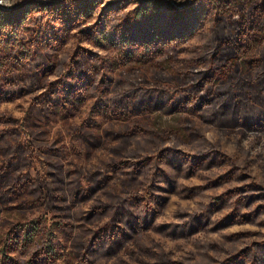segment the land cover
I'll return each instance as SVG.
<instances>
[{
  "label": "rangeland",
  "instance_id": "rangeland-1",
  "mask_svg": "<svg viewBox=\"0 0 264 264\" xmlns=\"http://www.w3.org/2000/svg\"><path fill=\"white\" fill-rule=\"evenodd\" d=\"M215 1L9 0L0 3V21L11 10L44 14L37 34L49 54L46 75H64L71 57L86 50L98 53L107 71L106 93L129 89L159 103L160 95L187 90L192 70L201 69L194 58L208 54ZM192 4L197 10L184 20L171 17ZM10 30L0 35V53L9 50ZM167 40L179 43L180 53L146 62ZM24 56L2 58L1 73L13 74V61ZM18 71L19 82L32 72ZM220 79L208 95L228 89ZM202 93L179 111L150 105L126 120L98 111L95 99L71 107L65 118L39 111L29 97L0 96V264L26 262L39 229L46 246L56 241L63 248L57 264L78 262L93 245V264H259L264 127L234 112L212 121L211 101L196 106ZM125 213L142 227L123 226ZM18 232L23 241L33 234L21 253Z\"/></svg>",
  "mask_w": 264,
  "mask_h": 264
},
{
  "label": "trees",
  "instance_id": "trees-1",
  "mask_svg": "<svg viewBox=\"0 0 264 264\" xmlns=\"http://www.w3.org/2000/svg\"><path fill=\"white\" fill-rule=\"evenodd\" d=\"M208 1L206 0L207 4ZM216 2H219V5ZM212 4H214L216 14L211 20L212 36L210 42L207 43L208 54H204L201 60L194 58L201 69L192 70L196 77L190 82L191 86L187 90L175 98L160 95L157 98L159 103L154 102L152 98H144L129 89L117 91V94L106 93L107 91L103 88L106 85H103L107 71L104 72L100 62L96 60L98 53L93 55L86 50H81L82 53L77 52L71 57L64 75L62 72L57 74L52 72L51 75H46L49 67L44 65L46 60L44 57L49 54L43 50V41L38 40L37 34L44 14L37 12L36 16L31 17L37 10L24 9L23 12L11 10L0 21L1 36L3 32L8 33L13 28L8 34L13 38L12 40L9 38V50L0 53V60L5 57L12 61L16 60L20 54L25 56L22 57L24 61L20 63L13 61L14 70L10 71L13 73L11 75L6 72V74L1 73L2 69L6 68L5 66L0 68V96L11 97L19 94L29 97L39 111L44 110L52 114H55V111L56 114L61 112L65 118L68 117L67 112L71 107L83 104V101L95 99L94 108H98V111L102 110L112 114V117L126 120L142 114L150 105L154 108L159 104L169 105L179 111L180 108L190 103L188 99H191V94L203 92L196 106L207 105L210 103L208 101H211L209 105L212 107L210 115L212 121H216V118L223 116L225 112L232 115L234 112L237 120H246L249 125L264 127V0H216ZM225 4L228 6L225 7ZM196 10L194 4L184 10L173 9L171 17L174 20H184L186 15ZM7 29L9 30L6 31ZM171 50L180 53L179 43H173L171 40L158 42L150 52L151 58L146 62L152 61L151 63L154 64L156 62L153 59L157 57L168 60L172 55ZM30 54L32 56L28 58ZM91 56L94 57L91 58ZM62 62L68 65L66 59ZM18 67L32 70L23 82L15 81V76L22 75L21 73L14 74L19 72ZM218 78H221L218 81L221 82L220 87L226 85L228 89L222 88L217 96L208 95V93L212 94ZM3 81L5 83L7 81V85L11 83V87L5 86ZM126 86L132 87L130 84ZM96 89L102 92V96L92 93ZM216 100H221V103L217 104ZM53 195L57 196V194ZM49 206L53 208L56 205L51 202ZM120 219L123 226L132 231L142 227L139 226L140 218L133 220L126 214ZM29 236L33 238L32 233ZM29 236L27 235V238ZM44 236L42 229L35 233L32 243L33 250H31L29 259L22 264H57L64 258L63 248H59L56 241L50 247L46 246ZM14 238L19 239L20 242L23 241L19 232L14 234ZM27 238L19 244L20 253L25 248ZM94 251H96L95 245L93 248L89 247L84 250L80 260L74 264H93L88 256H91ZM259 264H264V258Z\"/></svg>",
  "mask_w": 264,
  "mask_h": 264
},
{
  "label": "clouds",
  "instance_id": "clouds-1",
  "mask_svg": "<svg viewBox=\"0 0 264 264\" xmlns=\"http://www.w3.org/2000/svg\"><path fill=\"white\" fill-rule=\"evenodd\" d=\"M9 0H0V3H8Z\"/></svg>",
  "mask_w": 264,
  "mask_h": 264
}]
</instances>
